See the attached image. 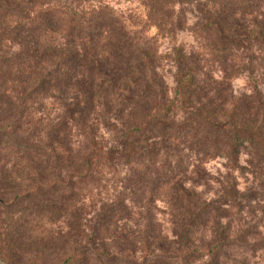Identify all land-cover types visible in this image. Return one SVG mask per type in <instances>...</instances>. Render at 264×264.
I'll use <instances>...</instances> for the list:
<instances>
[{"label": "trees", "instance_id": "obj_1", "mask_svg": "<svg viewBox=\"0 0 264 264\" xmlns=\"http://www.w3.org/2000/svg\"><path fill=\"white\" fill-rule=\"evenodd\" d=\"M139 3L143 14L123 15L107 0H0V45L12 46L11 55L0 47V112L7 105L12 117H0V145L6 139L25 158L13 165L18 176H7L13 199L0 237L3 260L45 264L48 249L58 253L51 264H247L225 223L244 195L222 183L217 207L197 188L204 166L218 158L263 177L264 0L199 1L191 27L183 8L194 0ZM182 31L199 49L176 44ZM159 39L174 45L173 99L158 72ZM244 75L252 93L236 97L232 82ZM39 98L53 99L61 114L46 122L27 117ZM36 104L46 111L44 101ZM31 123L46 138L17 134ZM72 125L83 147L63 175L67 153H59L57 138ZM105 129L115 131L109 146ZM116 161L130 174L122 191L105 193L104 170ZM157 202L167 205L170 234ZM38 217L64 219L66 227L44 237Z\"/></svg>", "mask_w": 264, "mask_h": 264}, {"label": "rangeland", "instance_id": "obj_2", "mask_svg": "<svg viewBox=\"0 0 264 264\" xmlns=\"http://www.w3.org/2000/svg\"><path fill=\"white\" fill-rule=\"evenodd\" d=\"M107 1L113 8L123 15H130V13L134 12L143 14V7L140 6L139 0ZM199 1L203 2L204 0H194V6L185 5L183 8L184 12L187 13L188 27L193 25L196 15H198L196 6L198 5L197 2ZM176 44L184 46L187 51L199 49V45L196 43L190 31L178 32L176 35ZM154 45L160 58L158 64L159 75L163 77L166 83L168 89V98L173 99L176 87L174 80L176 70L174 63L169 56L174 46L173 42L168 39H159L158 43ZM0 47L6 48L5 51L8 53V55H11L12 46L9 44H1ZM2 49L3 48L0 49V54H2ZM0 58L3 59V56L0 55ZM232 88L236 97L250 95L252 93V87L250 86L249 80L245 75L234 79L232 82ZM261 89L264 90V84L261 85ZM39 100L44 101L47 104L46 111L41 109V112H38V110L32 109L37 107L36 102ZM9 110L10 107L7 105L3 107V110L0 112V117L2 120H12V117L6 114ZM61 112L62 110L58 108L56 102L53 99L48 98V100H43L42 98H39L29 103L27 117H30L31 114H34L35 119L41 117L44 118L46 122L47 120H53L55 116L61 114ZM25 121H28V119H25ZM16 127L18 126L14 122L12 125V131L15 130ZM25 127L16 130L19 136L29 138H34V136L35 138H46L45 130H43V132L37 136L33 134V129L35 128L34 123L26 125ZM114 132L115 131L112 129H105L101 131V134L104 136L103 143L108 146L111 145L113 138L112 136H109V134ZM57 139L61 142V144H57L59 145V153H67L63 159L64 169H62L63 175H66L68 172L71 173L72 169L74 170V165L76 163L75 158H78V150L79 148L81 149L83 147V144H80L81 138L78 135V130L76 129L75 125L68 127V129H66L64 133L62 132ZM2 141L3 142L0 145V198L3 199L6 205H8V208L6 209L0 205V237L5 226V222L7 221V216L12 213V182L9 179V176L10 174L12 176V172H14L13 175H15V177L18 176V171H12L13 165L15 162H19V159H25L24 155H22V153L12 145V143H8L6 139H3ZM65 146L68 148V152L63 150ZM248 160H250L249 156L243 154L240 158V164L242 166H246ZM114 166L115 167L111 172L110 170H104L102 185L105 187V193L108 191L109 194H114V187H116L117 192L122 191V188L125 185V179L130 174V166L123 164V162L116 161ZM204 169L206 170L205 180L200 182L201 186L197 188V191L201 194L203 200L206 202H215L217 203V207H221V205L218 203L222 201V183L226 182L231 184L234 182L240 193L244 195L240 199L241 206L239 208L229 209L230 218L229 220L225 221V223L229 224L232 230H234L235 238L233 237L232 239L237 242V244L234 246V253L236 254L238 260L241 261V259H246L247 264H264V174L261 179L258 178L260 175L254 176L251 174L250 171L252 170L242 174L240 171L230 169L227 162L222 158H218L207 163L204 166ZM196 181H198L197 177ZM156 205L163 212L162 214H159V219L163 224L164 232L170 234L171 224L169 222L170 218L167 215V205L164 202H157ZM33 217L34 216H32V218ZM35 224L36 227L41 226V230L43 231L42 235L44 237L49 236L51 231V233H53V230L54 233H57L56 230H61L66 227V222L64 219H57V217L55 219H41V217H38ZM203 234L205 235V233ZM199 235H201V233ZM38 238H40V235H38L37 239ZM30 240L31 239L27 240L26 242L30 243ZM244 243L254 245V248H252V250L248 249L249 251L247 252L243 249ZM57 254L58 253L56 251L54 253L50 252L48 249H43V257L46 259L43 261L45 264H51L53 261H55L54 255ZM2 261L6 264H12L7 259H2Z\"/></svg>", "mask_w": 264, "mask_h": 264}, {"label": "water", "instance_id": "obj_3", "mask_svg": "<svg viewBox=\"0 0 264 264\" xmlns=\"http://www.w3.org/2000/svg\"><path fill=\"white\" fill-rule=\"evenodd\" d=\"M2 202V200L0 199V203ZM0 264H6L5 262L2 261L1 257H0Z\"/></svg>", "mask_w": 264, "mask_h": 264}]
</instances>
